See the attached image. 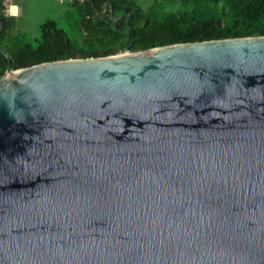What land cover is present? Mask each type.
Instances as JSON below:
<instances>
[{"label":"water","instance_id":"1","mask_svg":"<svg viewBox=\"0 0 264 264\" xmlns=\"http://www.w3.org/2000/svg\"><path fill=\"white\" fill-rule=\"evenodd\" d=\"M0 52V264H264V36Z\"/></svg>","mask_w":264,"mask_h":264},{"label":"trees","instance_id":"2","mask_svg":"<svg viewBox=\"0 0 264 264\" xmlns=\"http://www.w3.org/2000/svg\"><path fill=\"white\" fill-rule=\"evenodd\" d=\"M175 8L166 9V5ZM62 26L40 25V37L28 40L18 19L2 13L0 51L13 68L43 63L106 58L176 44L264 36V0H159L147 11L137 0H74ZM2 24L0 22V30ZM8 59L0 52V78Z\"/></svg>","mask_w":264,"mask_h":264},{"label":"rangeland","instance_id":"3","mask_svg":"<svg viewBox=\"0 0 264 264\" xmlns=\"http://www.w3.org/2000/svg\"><path fill=\"white\" fill-rule=\"evenodd\" d=\"M159 0H137V4L145 11L149 9L154 2ZM57 2H50L45 0H33L27 2L24 10V15L21 18L22 28L20 31L24 34L28 40H34L40 37V25L46 22L48 19L55 20L60 26L66 21L64 17V8L66 11H71L69 5L61 6L62 9L57 7ZM175 7L172 5H166V9L172 11ZM120 52L119 54H122Z\"/></svg>","mask_w":264,"mask_h":264},{"label":"crops","instance_id":"4","mask_svg":"<svg viewBox=\"0 0 264 264\" xmlns=\"http://www.w3.org/2000/svg\"><path fill=\"white\" fill-rule=\"evenodd\" d=\"M31 1H33V0H17L16 3H15V5H14V8L12 9L13 16L16 17V19H18V21H19V25H20L19 28L20 29L23 26L22 23H21V18L24 15V10H25L24 8L26 6V3L27 2H31ZM45 1H50V2L51 1L53 2L54 1V2H57L58 3L57 7H59L60 9H62L61 6L68 5L67 2H61V0H45ZM67 12L68 11H66L65 8H64V17L67 15ZM48 20H51V19H48Z\"/></svg>","mask_w":264,"mask_h":264},{"label":"built area","instance_id":"5","mask_svg":"<svg viewBox=\"0 0 264 264\" xmlns=\"http://www.w3.org/2000/svg\"><path fill=\"white\" fill-rule=\"evenodd\" d=\"M17 0H1L2 2V13L4 16L6 17H10L13 16V12L12 9L14 8V5L16 3ZM74 0H61V2H67L72 3ZM81 2H83V0H79Z\"/></svg>","mask_w":264,"mask_h":264}]
</instances>
